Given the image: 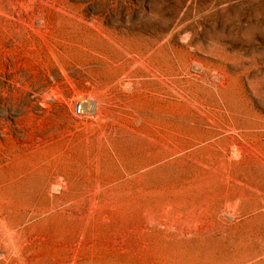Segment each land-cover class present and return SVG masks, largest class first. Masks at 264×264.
Here are the masks:
<instances>
[{"label": "rangeland", "instance_id": "obj_1", "mask_svg": "<svg viewBox=\"0 0 264 264\" xmlns=\"http://www.w3.org/2000/svg\"><path fill=\"white\" fill-rule=\"evenodd\" d=\"M0 213L11 264H264V0H0Z\"/></svg>", "mask_w": 264, "mask_h": 264}, {"label": "bare ground", "instance_id": "obj_2", "mask_svg": "<svg viewBox=\"0 0 264 264\" xmlns=\"http://www.w3.org/2000/svg\"><path fill=\"white\" fill-rule=\"evenodd\" d=\"M0 242H2V245H4L3 251L5 255H4L3 264H11V251H10L11 230L2 213H0ZM0 252H1V247H0Z\"/></svg>", "mask_w": 264, "mask_h": 264}, {"label": "built area", "instance_id": "obj_3", "mask_svg": "<svg viewBox=\"0 0 264 264\" xmlns=\"http://www.w3.org/2000/svg\"><path fill=\"white\" fill-rule=\"evenodd\" d=\"M74 112L76 115L81 116L84 114V107L82 103H77L74 108Z\"/></svg>", "mask_w": 264, "mask_h": 264}]
</instances>
